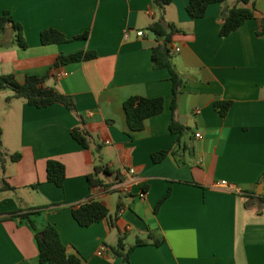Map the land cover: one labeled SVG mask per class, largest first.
Segmentation results:
<instances>
[{
  "label": "crops",
  "instance_id": "crops-1",
  "mask_svg": "<svg viewBox=\"0 0 264 264\" xmlns=\"http://www.w3.org/2000/svg\"><path fill=\"white\" fill-rule=\"evenodd\" d=\"M188 3L173 0L164 9L165 22L180 29L168 44L183 79L173 112L171 74L152 61L153 49L163 44L150 29L160 19L152 0H0V16L9 12L27 42L21 48L12 28L0 35V76L46 77L48 86L70 96L111 172L100 174L106 186H90L99 159L73 139L79 120L64 105L7 102L13 92L0 91L7 158L4 169L0 163V264H40L35 231L17 215L26 213L38 229L55 225L84 264H264V0L241 5L254 18L226 37L220 35L222 4L192 19ZM51 28L69 39L89 36L43 45L41 32ZM83 50L97 57L57 64L61 54ZM60 71L68 75L58 77ZM133 95L162 97L165 109L130 138L124 102ZM217 101L232 102L226 116ZM173 117L181 135L171 132ZM161 150L171 152L155 163L152 155ZM14 153L22 155L17 162L9 158ZM50 159L66 167L61 188L47 181ZM89 198L117 216V228L107 220L89 227L76 222L71 206ZM149 232L164 242L153 245ZM121 234L127 249L138 238L148 242L129 262L111 253Z\"/></svg>",
  "mask_w": 264,
  "mask_h": 264
},
{
  "label": "trees",
  "instance_id": "trees-1",
  "mask_svg": "<svg viewBox=\"0 0 264 264\" xmlns=\"http://www.w3.org/2000/svg\"><path fill=\"white\" fill-rule=\"evenodd\" d=\"M153 5L160 9V19L151 26V30L163 40V44L158 45L153 49L152 61L156 69L166 68L171 74L173 82V97L171 108L176 111L177 102L181 93L183 79L179 72L175 69L172 62V52L168 44L172 41L174 34L179 33L180 29L175 24L166 23L164 20V9L170 5L173 0H152ZM228 0H189L187 5V13L192 19L205 17L207 10L212 4H222L220 11L222 26L220 35L222 37L229 36L231 33L241 28L248 20L254 18V11L241 5L248 4L250 0H238V5L228 6ZM8 28H12L15 33L17 44L21 48L27 47V42L24 36L23 27L20 23L15 22L9 12H5L0 16V35ZM264 33V24L263 30ZM86 32L83 35L69 39L66 35L57 29H46L41 32L40 38L43 45L63 44L72 40L88 38ZM97 57L95 51H79L72 54L58 56L57 64H70L81 61L94 59ZM9 89L13 92L12 95L6 98L7 102L13 99H22L27 104L37 108H47L55 104H62L68 110L72 111L79 120V124L72 128L71 135L85 149H94L99 159V166L95 173L88 175V181L91 187H104L106 183L100 177L101 173L111 174L107 166L102 164L100 154L101 147L94 144L93 136L87 128V123L84 117L78 112L75 102L70 96L60 94L54 87L46 84V77H38L34 75H26L19 78L15 74H7L0 76V91ZM231 101H217L216 109L222 116H226L230 107ZM165 109V100L162 97L148 98L138 95L129 97L124 102V110L129 129V137L133 138V134L144 129L145 121L153 116L163 113ZM173 134L181 135L183 128L177 125L174 120L170 125ZM180 137V136H179ZM179 139V138H178ZM180 142V141H178ZM3 147V131L0 127V163L2 168H5L7 158L2 153ZM171 152V150H161L153 153L152 159L155 163L162 162ZM20 153H14L9 156L10 160L17 162L21 159ZM67 179L65 165L56 159H50L47 162V181L55 184L57 187H63ZM170 190L167 195L161 199L155 212L157 213L161 205L169 197ZM72 215L76 222L82 227H89L95 223L107 220L112 228H117V216L111 214L109 208L101 201L89 198L81 203L71 206ZM21 218H26L30 227L35 231V239L39 251L40 264H84L85 258L73 246L66 245L62 239L57 227L53 224H47L42 229H38L30 219V214H17ZM149 240H152L153 245H161L164 239L156 240L152 232H149ZM125 234H121L116 247L112 248V254L116 257H122L125 262H129L130 253L139 246L146 245L148 242L137 239L134 246L126 248Z\"/></svg>",
  "mask_w": 264,
  "mask_h": 264
},
{
  "label": "built area",
  "instance_id": "built-area-1",
  "mask_svg": "<svg viewBox=\"0 0 264 264\" xmlns=\"http://www.w3.org/2000/svg\"><path fill=\"white\" fill-rule=\"evenodd\" d=\"M137 34H138V36H143L144 33H143L142 31H139ZM177 50H180V49L178 48ZM67 75H68V73L65 72V71H60V72L57 74L58 77H65V76H67ZM197 136L200 137V134H198ZM130 173H135V170H134V169H131V170H130ZM221 185H223V186H225V187H228V186H229L228 182H226V181H222V182H221ZM144 196H145V192L142 191V192L140 193V197L143 198ZM106 250H107V249H106L105 247H102L101 250H100V254H104V253L106 252Z\"/></svg>",
  "mask_w": 264,
  "mask_h": 264
}]
</instances>
